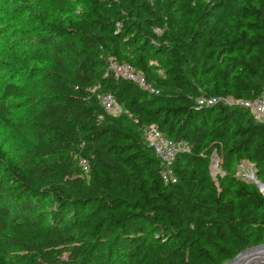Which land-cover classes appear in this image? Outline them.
Listing matches in <instances>:
<instances>
[{
    "label": "trees",
    "instance_id": "trees-1",
    "mask_svg": "<svg viewBox=\"0 0 264 264\" xmlns=\"http://www.w3.org/2000/svg\"><path fill=\"white\" fill-rule=\"evenodd\" d=\"M48 1L71 10L72 0H41L28 20L17 8L8 20L15 32L30 26V58L51 68L26 60L35 80L0 93V128L26 144L0 205V254L10 264H223L264 243V122L239 105L196 103L264 93V0H101L74 18L54 17ZM110 58L158 93L116 76ZM35 91L39 110L11 117L7 100ZM105 94L124 110L105 111ZM150 125L184 144L173 183L145 141ZM241 158L262 191L238 174Z\"/></svg>",
    "mask_w": 264,
    "mask_h": 264
},
{
    "label": "rangeland",
    "instance_id": "rangeland-1",
    "mask_svg": "<svg viewBox=\"0 0 264 264\" xmlns=\"http://www.w3.org/2000/svg\"><path fill=\"white\" fill-rule=\"evenodd\" d=\"M41 0H0V31L4 28L7 29L6 35H1L0 32V93L6 83L15 82L24 84L27 81L35 80V78L28 79L27 76V61L30 64H37V66L42 68H51V63L49 60L44 61H33L30 58L27 46L29 44L31 31L30 26H21L24 31L15 32L14 28L16 23H9V16L13 15V9L17 8L18 12L21 14L23 19H27L31 15L30 6H42ZM101 0H72L71 10L65 11L53 2L48 1L46 7L50 9V13L54 17L59 18H74L76 15L92 14L96 9H98V4ZM5 7L6 9H1ZM13 8V9H12ZM42 12V11H40ZM7 14L8 16H6ZM1 20V19H0ZM3 25L5 27H3ZM9 26V27H8ZM41 93L35 91L34 95L28 94L23 98L10 97L7 100L9 104V115L16 120H26L32 116V113L39 110ZM119 107L115 110L114 114H119L124 109L118 104ZM26 149V144L20 138L19 135L13 134L12 132L0 128V205L9 202V193L11 187L10 180V166L14 163L16 157H18ZM219 158L216 151H213L210 163V174L213 179H216L217 175L220 173ZM238 174L246 179L252 180L256 178L255 167L249 160L241 158L238 164ZM257 179V178H256ZM4 189H1V188ZM11 234H17V230H11ZM261 244V243H260ZM258 245V244H256ZM254 246V245H253ZM251 247V246H250ZM248 248V247H247ZM257 253V252H256ZM259 253V254H258ZM256 256L252 259L247 258L242 264H264V249H262ZM1 264H10V260L0 254Z\"/></svg>",
    "mask_w": 264,
    "mask_h": 264
},
{
    "label": "built area",
    "instance_id": "built-area-1",
    "mask_svg": "<svg viewBox=\"0 0 264 264\" xmlns=\"http://www.w3.org/2000/svg\"><path fill=\"white\" fill-rule=\"evenodd\" d=\"M109 68L112 72L123 79L136 83L140 88L151 92L158 93L159 89L147 80L145 75L135 70L131 65L121 63L113 58L109 60ZM99 101L105 111L114 114L119 107L117 100L112 94L99 96ZM198 107L209 106L218 103L226 105H239L248 109L258 121L264 122V93L254 99L233 98L230 96H206L201 95L196 98ZM144 138L147 144L153 148L156 157L161 163V175L165 182H175L176 177L172 171V164L178 150L184 148L182 142H174L166 138L163 133L154 125L144 128ZM220 160V159H219ZM81 164L85 171L88 170L86 160L82 159ZM221 172V170H220ZM262 191L263 186H259Z\"/></svg>",
    "mask_w": 264,
    "mask_h": 264
},
{
    "label": "water",
    "instance_id": "water-1",
    "mask_svg": "<svg viewBox=\"0 0 264 264\" xmlns=\"http://www.w3.org/2000/svg\"><path fill=\"white\" fill-rule=\"evenodd\" d=\"M252 181L258 186H263V184L259 180H257L256 178H254V179L252 178ZM261 249H264V243L245 248V249L241 250L240 252H238L231 260H229L223 264H238L239 259L242 256H244L245 254L250 253V252H254L257 250H261Z\"/></svg>",
    "mask_w": 264,
    "mask_h": 264
},
{
    "label": "bare ground",
    "instance_id": "bare-ground-1",
    "mask_svg": "<svg viewBox=\"0 0 264 264\" xmlns=\"http://www.w3.org/2000/svg\"><path fill=\"white\" fill-rule=\"evenodd\" d=\"M262 250V249H261ZM261 250H257V251H254V252H250V253H247L245 254L244 256H242L239 261H238V264H242L247 258L250 257V259H252L253 256H256L254 255L253 253L257 254L258 252H260ZM257 252V253H256ZM259 254V253H258Z\"/></svg>",
    "mask_w": 264,
    "mask_h": 264
}]
</instances>
